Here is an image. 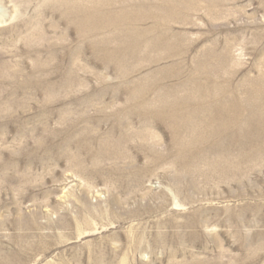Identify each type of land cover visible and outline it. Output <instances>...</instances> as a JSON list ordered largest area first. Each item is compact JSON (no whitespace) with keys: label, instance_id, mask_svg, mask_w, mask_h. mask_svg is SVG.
<instances>
[{"label":"rangeland","instance_id":"1","mask_svg":"<svg viewBox=\"0 0 264 264\" xmlns=\"http://www.w3.org/2000/svg\"><path fill=\"white\" fill-rule=\"evenodd\" d=\"M105 2L0 0V264H264V0Z\"/></svg>","mask_w":264,"mask_h":264},{"label":"bare ground","instance_id":"2","mask_svg":"<svg viewBox=\"0 0 264 264\" xmlns=\"http://www.w3.org/2000/svg\"><path fill=\"white\" fill-rule=\"evenodd\" d=\"M99 1V0H98ZM102 2L103 3H106L105 2V0H102ZM162 4V3H161ZM142 7V6H141ZM156 7V6H155ZM155 7H152V9L153 8H155ZM159 9V8H158ZM156 10V9H155ZM170 11H171V9H169ZM160 11H162V10H160ZM122 14H124L125 15V13H123L122 12ZM121 14V15H122ZM81 16V15H80ZM125 17V16H124ZM124 17H122V18H124ZM154 21V20H153ZM159 21V20H158ZM158 23V22H157ZM159 23H160V21H159ZM162 24V23H161ZM159 26V25H158ZM158 26H156V27H158ZM154 33H156V32H154ZM144 37H145V35H144ZM139 49H140V47H139ZM204 94H206V93H204ZM212 98V97H211ZM261 99V98H260ZM221 100V99H220ZM180 103V102H179ZM213 103V102H212ZM221 103V102H220ZM219 103V104H220ZM229 103V102H228ZM227 103V104H228ZM215 104V103H214ZM218 104V103H217ZM185 105V107L184 106H182V107H179V108H176V109H171L170 111H168V112H166V113H169V114H171L172 116H170V117H172L173 119H175V120H177V121H179L181 124H184L185 122L184 121H189V120H194V119H196L198 116H200V114L203 112V111H205V110H203V106H202V104L200 103V102H196V103H194V104H191L190 105V103L189 104H187V103H185L184 104ZM211 108H212V110H214V113H216V112H218L220 109H216L217 108V106H214V105H211L210 106ZM219 107V106H218ZM235 107V106H234ZM153 109V108H152ZM170 109V108H169ZM184 109H185V111H184ZM232 109V108H231ZM235 110V116L234 117H232L233 119H238V114H239V112H238V108H234ZM163 110V109H162ZM162 110H161V112H162ZM152 111V110H151ZM150 111V112H151ZM165 111V110H164ZM167 111V110H166ZM180 111H182V113L180 114L179 112ZM208 111V110H207ZM207 111H205V112H207ZM230 111V110H229ZM231 112V111H230ZM230 112H229V114H230ZM152 113V112H151ZM204 113V112H203ZM228 114V113H227ZM226 114V115H227ZM232 116V115H231ZM250 116V115H249ZM223 117V116H222ZM241 118V117H240ZM250 118V117H249ZM165 119V118H164ZM222 119V118H221ZM243 119V118H242ZM246 119H248V118H246ZM227 120V119H226ZM133 121V120H132ZM229 121V120H228ZM236 121V120H235ZM226 122V121H225ZM230 122V121H229ZM248 122V121H247ZM246 122V123H247ZM250 122V121H249ZM174 123V122H173ZM245 123V122H244ZM242 124V123H241ZM178 125V124H177ZM185 125V124H184ZM251 125V124H250ZM186 126V125H185ZM185 126H184V128H185ZM191 127V126H190ZM212 128V127H211ZM215 128V127H214ZM224 128H226V125L224 124V123H221V124H219V126H218V129L217 130H223ZM182 129V128H181ZM255 129L257 130L256 132H261L262 131V129H263V127L261 128V127H259V126H257V125H255ZM118 131V130H117ZM179 131H180V129H179ZM178 131V132H179ZM185 131V130H184ZM235 131V130H234ZM247 131V130H246ZM248 132V131H247ZM182 133V132H181ZM178 134V133H177ZM184 134V133H183ZM192 134V133H191ZM249 134V133H248ZM233 135V134H232ZM186 136V135H185ZM195 136V135H194ZM242 136V135H241ZM253 136V135H252ZM184 137V136H183ZM212 138V137H211ZM180 139V138H179ZM190 139V138H189ZM214 139V138H213ZM222 140V139H221ZM254 140V139H253ZM216 142V141H215ZM218 142V141H217ZM177 143H178V141H177ZM180 143V142H179ZM182 143V142H181ZM180 143V144H181ZM188 143V142H187ZM197 143V142H196ZM219 144V143H218ZM189 145V144H188ZM190 147V146H189ZM232 147V146H231ZM107 148V147H106ZM226 148V147H225ZM183 149V148H182ZM189 149V148H188ZM118 150V149H117ZM226 150V149H225ZM121 151V150H120ZM227 152H229L228 150H226ZM231 151H233V150H230V152ZM260 151V150H259ZM264 152V151H263ZM254 153V152H253ZM252 153V155H254ZM115 154V153H114ZM234 155V154H233ZM243 155V154H242ZM262 155V154H261ZM232 156V155H231ZM248 156V155H247ZM234 157V156H233ZM237 157H238V155H237ZM244 157V156H243ZM235 158V157H234ZM260 161V160H259ZM253 162H255V161H253ZM253 162H251V163H253ZM221 164V163H220ZM195 174V173H194ZM189 176V175H188ZM194 176V175H193ZM226 177V176H225Z\"/></svg>","mask_w":264,"mask_h":264}]
</instances>
